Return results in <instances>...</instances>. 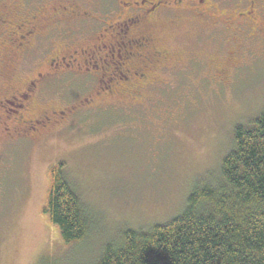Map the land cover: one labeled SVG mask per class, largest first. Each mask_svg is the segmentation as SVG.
I'll return each mask as SVG.
<instances>
[{"label":"rangeland","instance_id":"rangeland-1","mask_svg":"<svg viewBox=\"0 0 264 264\" xmlns=\"http://www.w3.org/2000/svg\"><path fill=\"white\" fill-rule=\"evenodd\" d=\"M58 1L0 0V8L14 5L29 13ZM66 1L100 14L118 3ZM238 1H215L216 27L160 22L158 44L182 63L159 74L162 83L138 103L98 100L96 108L75 109L41 137L0 142V264H41L44 258L90 264L103 243L127 228H148L178 215L193 183L217 176L232 148L233 129L264 110V30L250 33L237 19L247 10ZM255 2L264 23V0ZM95 31L85 21L63 24L58 36L47 33L41 51L87 42ZM26 59L33 66L41 57L36 51ZM218 65L225 74L217 81L212 73ZM90 83L73 76L50 83L34 108L71 110L87 98ZM59 163L93 219L87 237L69 247L41 214L49 168Z\"/></svg>","mask_w":264,"mask_h":264},{"label":"flooded vegetation","instance_id":"flooded-vegetation-1","mask_svg":"<svg viewBox=\"0 0 264 264\" xmlns=\"http://www.w3.org/2000/svg\"><path fill=\"white\" fill-rule=\"evenodd\" d=\"M61 1L29 13L14 5L0 8V142L41 137L61 127L63 117L75 109L96 108L98 100L122 97L138 103L146 90L162 83L159 74L182 63L180 56L158 44L156 29L161 21L173 26L185 20L212 27L219 23L217 0H118L103 14ZM238 3V8L245 3L247 10L237 19L250 33L263 31L255 0ZM76 21L93 24L98 33L87 42H68L47 54L41 51L47 33L58 36L63 24ZM36 51L41 59L30 66L27 55ZM224 74L220 65L213 68L215 80ZM66 76L91 82L87 98L71 110L49 107L37 112L34 107L44 89Z\"/></svg>","mask_w":264,"mask_h":264},{"label":"trees","instance_id":"trees-1","mask_svg":"<svg viewBox=\"0 0 264 264\" xmlns=\"http://www.w3.org/2000/svg\"><path fill=\"white\" fill-rule=\"evenodd\" d=\"M63 166L49 168L41 214L69 247L87 237L93 219ZM90 264H264V110L233 129L219 173L193 183L178 215L123 230Z\"/></svg>","mask_w":264,"mask_h":264}]
</instances>
